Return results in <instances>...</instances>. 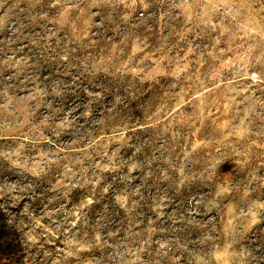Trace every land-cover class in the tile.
Listing matches in <instances>:
<instances>
[{
    "label": "rangeland",
    "instance_id": "rangeland-1",
    "mask_svg": "<svg viewBox=\"0 0 264 264\" xmlns=\"http://www.w3.org/2000/svg\"><path fill=\"white\" fill-rule=\"evenodd\" d=\"M229 246L264 264V0H0V264Z\"/></svg>",
    "mask_w": 264,
    "mask_h": 264
},
{
    "label": "clouds",
    "instance_id": "clouds-1",
    "mask_svg": "<svg viewBox=\"0 0 264 264\" xmlns=\"http://www.w3.org/2000/svg\"><path fill=\"white\" fill-rule=\"evenodd\" d=\"M253 79H255V76H253ZM246 256L247 254L243 249H241L239 253H236L230 251L229 246V248L224 249L222 253L214 254V259L219 257V259H217V264H232L233 258H237L240 261V264H243V260Z\"/></svg>",
    "mask_w": 264,
    "mask_h": 264
}]
</instances>
